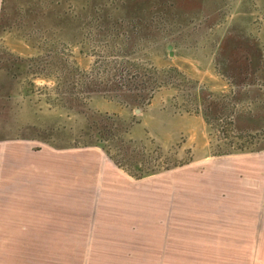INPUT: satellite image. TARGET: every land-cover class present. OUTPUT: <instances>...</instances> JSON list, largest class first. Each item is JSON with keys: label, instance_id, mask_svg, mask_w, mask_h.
<instances>
[{"label": "rangeland", "instance_id": "1", "mask_svg": "<svg viewBox=\"0 0 264 264\" xmlns=\"http://www.w3.org/2000/svg\"><path fill=\"white\" fill-rule=\"evenodd\" d=\"M150 76L161 83L142 102ZM18 140L95 145L118 167L147 199L148 259L132 264H264V236L243 238L264 231V198L243 233L250 208L205 182L261 167L264 193V0H2L0 152ZM92 241L0 238V264H55ZM94 242L101 257L112 240Z\"/></svg>", "mask_w": 264, "mask_h": 264}, {"label": "crops", "instance_id": "2", "mask_svg": "<svg viewBox=\"0 0 264 264\" xmlns=\"http://www.w3.org/2000/svg\"><path fill=\"white\" fill-rule=\"evenodd\" d=\"M1 8L2 0L0 12ZM4 147L7 149L0 152V238L112 240L100 250L104 256H96L98 247H93L92 241L87 248L68 247L66 257L55 264H132L148 259L149 244L147 234H143L147 199H133L132 183L126 182V176L118 172V167L105 158L99 147L43 146L33 150L20 140ZM261 171V167H216L205 172L206 185L212 188L211 197L215 193L221 205L226 199L230 201L227 205L250 208L249 215H244L242 209L237 216L243 233L245 226L249 229V219L256 223L257 213L261 212L256 209L264 198ZM117 187L127 189L129 196L116 206L113 191ZM91 206L95 207L96 216ZM101 214H105L103 218ZM45 231L62 234H40ZM252 233L243 238L264 236L260 229Z\"/></svg>", "mask_w": 264, "mask_h": 264}, {"label": "trees", "instance_id": "3", "mask_svg": "<svg viewBox=\"0 0 264 264\" xmlns=\"http://www.w3.org/2000/svg\"><path fill=\"white\" fill-rule=\"evenodd\" d=\"M148 78H149V80H148V85H147L148 86L147 92L143 96H142V94L140 95V97L143 98L142 102L149 101L150 97L152 96L153 90L156 87H158L160 85V83H161V81L160 80L158 81L157 77H155V76H152V77L150 76ZM110 81H116V77L112 75L110 80H108V79L106 80V82H110ZM119 85H125V83L124 82H119ZM92 87H94V89H97V88H99V85H98V83L93 81L92 82ZM108 98H111V96H108ZM204 116H205L206 120L208 122H210L211 118H209V114L207 112L206 113L204 112ZM126 131H128V128H126ZM133 175L136 176V177H140L143 174H133Z\"/></svg>", "mask_w": 264, "mask_h": 264}]
</instances>
